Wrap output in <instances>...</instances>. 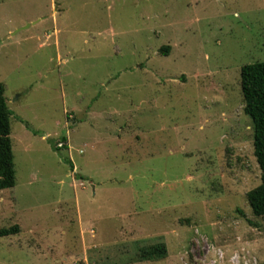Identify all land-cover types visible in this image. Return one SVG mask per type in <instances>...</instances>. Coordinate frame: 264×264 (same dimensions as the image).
Listing matches in <instances>:
<instances>
[{
  "label": "rangeland",
  "instance_id": "1",
  "mask_svg": "<svg viewBox=\"0 0 264 264\" xmlns=\"http://www.w3.org/2000/svg\"><path fill=\"white\" fill-rule=\"evenodd\" d=\"M256 62L264 0H0V230L19 227L0 264L263 263L240 91ZM159 242L165 258L134 261Z\"/></svg>",
  "mask_w": 264,
  "mask_h": 264
},
{
  "label": "trees",
  "instance_id": "2",
  "mask_svg": "<svg viewBox=\"0 0 264 264\" xmlns=\"http://www.w3.org/2000/svg\"><path fill=\"white\" fill-rule=\"evenodd\" d=\"M169 47H162L160 52L168 54ZM240 91L242 96V112L250 117L253 130V156L260 170V184L246 193V200L252 216L264 218V62L248 64L240 69ZM5 87L0 83V191L14 188L16 184L14 157L10 139L11 128ZM65 143L66 138L61 137ZM65 146L63 149H65ZM59 151L57 146H52ZM71 170L73 171V167ZM241 213L240 211H238ZM242 214V213H241ZM19 233L18 226L0 230V237H8ZM167 255L164 243L145 246L138 250L135 262L162 260ZM258 264H264L258 263Z\"/></svg>",
  "mask_w": 264,
  "mask_h": 264
},
{
  "label": "crops",
  "instance_id": "3",
  "mask_svg": "<svg viewBox=\"0 0 264 264\" xmlns=\"http://www.w3.org/2000/svg\"><path fill=\"white\" fill-rule=\"evenodd\" d=\"M73 171H75V168H73ZM74 174V173H73ZM76 174H74V176H75Z\"/></svg>",
  "mask_w": 264,
  "mask_h": 264
},
{
  "label": "built area",
  "instance_id": "4",
  "mask_svg": "<svg viewBox=\"0 0 264 264\" xmlns=\"http://www.w3.org/2000/svg\"><path fill=\"white\" fill-rule=\"evenodd\" d=\"M58 146H60V147H61V146H62V144H59Z\"/></svg>",
  "mask_w": 264,
  "mask_h": 264
}]
</instances>
